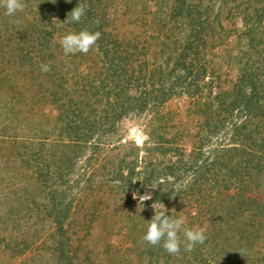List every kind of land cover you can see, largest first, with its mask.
Masks as SVG:
<instances>
[{"label": "trees", "instance_id": "obj_1", "mask_svg": "<svg viewBox=\"0 0 264 264\" xmlns=\"http://www.w3.org/2000/svg\"><path fill=\"white\" fill-rule=\"evenodd\" d=\"M25 3L10 17L0 0L1 252L12 261L33 254L36 264H94L87 230L99 213L81 214L74 189L98 197L106 181L98 169L70 185L66 180L87 151L88 163L94 160L100 146L93 141H123V120L151 115L148 137L157 146L149 153L156 160L138 170L134 146L110 177L116 182L110 193L118 195L158 187L129 229L138 258L264 264V0ZM79 3L86 15L76 23L68 16ZM235 19L241 28L229 29L226 22ZM84 29L101 38L87 54L66 56L60 40ZM231 73L227 87L222 80ZM184 96L199 119L189 153L176 143L185 133H159L168 128L166 105ZM48 107L53 113L45 116ZM161 155L172 161L165 165ZM155 202L168 205L169 215L187 212L184 227L206 225L205 243L172 255L144 242ZM75 216L84 232L77 244Z\"/></svg>", "mask_w": 264, "mask_h": 264}, {"label": "rangeland", "instance_id": "obj_2", "mask_svg": "<svg viewBox=\"0 0 264 264\" xmlns=\"http://www.w3.org/2000/svg\"><path fill=\"white\" fill-rule=\"evenodd\" d=\"M226 26L229 29H240L241 23L238 19H235L230 20V22H226ZM232 41L235 42V38H232ZM218 52L221 54L222 49L218 50ZM232 79H234V73L226 74L224 76L225 81L222 80V84L226 83L228 87L229 82L232 81ZM217 90L218 84H215L212 89L213 95L216 94ZM192 101L193 99L185 96L171 100L165 107L167 112L166 120L168 123V128H166V130L159 131V133L164 134V137H169L175 132H178L179 134L185 133V138L183 139L184 141L180 140L176 141V143H179L181 146L185 147L188 153L192 150L193 143H195L194 135L197 133L195 122L199 120L198 117L194 116L192 113ZM51 112V107H48L45 116H48L51 114ZM150 119L151 115H145L141 117L133 115L123 120L119 124V129L123 135V141H116L114 138V141H93L92 144H98L100 146L98 152H96L94 155V160L88 163L90 158L89 156H91V150L87 151L86 156L83 157L82 160L76 165L75 172H73L74 174H72L66 180L69 181L68 185H70L79 177H85L89 176L90 174H94V171L98 169L99 171L96 174H98L101 179L104 178V181H106V184H104V186H102L98 191V197L93 196L92 193L89 194L88 192L82 191L78 192L77 188L74 189V193H79L77 198L80 200V203L76 205H80L81 209H83L81 214H84V212L87 210H90L91 212L95 210V213H99V216L93 218V221L87 230L88 238H90L88 240L87 249L92 251L90 256L93 261H95L94 264H113L116 261L118 263L115 264H148L147 259L144 261L138 258L137 255L140 253L141 249H139L140 246H136L135 233L133 234L129 231V229L135 225L133 218L137 213L136 211L139 213L146 211L143 204L140 205L139 199H134L133 194H150L151 197H153L158 187H144L139 192L130 191L127 194L118 195V192L115 191L110 193L111 186H114L116 183L110 180V177L116 175L117 167L120 166L122 159L131 153V151H133L134 146L138 147V166L140 167L138 170L143 169L146 159H148L147 161L152 162L156 160V155L151 152L149 153V150L157 146L155 145L156 141H153L148 137V133L150 131ZM176 125H178L180 128H174ZM216 142L217 144L222 143L221 141ZM120 143H122V145L125 147L119 146ZM161 156L164 157L163 155ZM131 159L132 156L128 157L124 164L125 167L130 163ZM163 159L165 165H168L170 161H172L171 155H167ZM2 168L3 162L0 161V175L4 176L5 174L4 171H2ZM190 200L192 201L193 207H195L197 205L196 201H194L196 198L194 197ZM145 202L148 203L149 200ZM165 208L168 210V205H165ZM186 210L189 211L188 209H185L184 211ZM182 213V215L186 217L185 213L187 212ZM154 214L155 213L153 209L152 215ZM76 218V216L73 218L72 222L74 227L71 231V233H75V231L78 232V235L72 234L75 244L78 242V236L83 237L84 235L82 230H77V228H75V226L80 222V220ZM24 228L25 227H23L19 233H21ZM107 247H109V254L106 253V255L105 252ZM1 251L2 250L0 249V264H36V257H34L33 254L26 255L23 258L12 261L9 260V257Z\"/></svg>", "mask_w": 264, "mask_h": 264}, {"label": "clouds", "instance_id": "obj_3", "mask_svg": "<svg viewBox=\"0 0 264 264\" xmlns=\"http://www.w3.org/2000/svg\"><path fill=\"white\" fill-rule=\"evenodd\" d=\"M2 4L6 9L5 14L10 17L14 16L17 12H22L26 7L25 0H2ZM85 15L86 7L79 3L69 14L68 18L70 17L71 21L79 23ZM100 38V32H91L84 29L78 33L66 34L60 40V45L66 56L78 52L87 54ZM40 67L44 73L51 71L50 64H41ZM133 197L134 199H139L140 205L152 199L150 194L140 195L139 193H134ZM152 208L155 214L151 221L147 222V231L142 237L144 242L152 246H162L167 253L172 255L179 254L182 246L184 251L191 252L197 244L202 245L205 243L207 239L206 225L203 227L196 226L187 228L184 227L186 217L183 215H169L163 203L155 202L152 204ZM181 233L183 234V239H181Z\"/></svg>", "mask_w": 264, "mask_h": 264}]
</instances>
